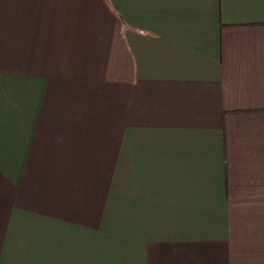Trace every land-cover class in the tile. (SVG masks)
<instances>
[{
  "label": "crops",
  "instance_id": "1",
  "mask_svg": "<svg viewBox=\"0 0 264 264\" xmlns=\"http://www.w3.org/2000/svg\"><path fill=\"white\" fill-rule=\"evenodd\" d=\"M0 264H264V0H0Z\"/></svg>",
  "mask_w": 264,
  "mask_h": 264
}]
</instances>
